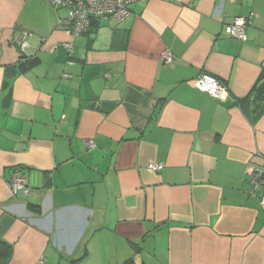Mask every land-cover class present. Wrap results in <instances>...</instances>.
Here are the masks:
<instances>
[{
	"label": "crops",
	"instance_id": "crops-1",
	"mask_svg": "<svg viewBox=\"0 0 264 264\" xmlns=\"http://www.w3.org/2000/svg\"><path fill=\"white\" fill-rule=\"evenodd\" d=\"M250 14L247 41L225 34ZM66 18L0 0V264H264V115L238 105L264 71V0H138L77 37Z\"/></svg>",
	"mask_w": 264,
	"mask_h": 264
},
{
	"label": "built area",
	"instance_id": "built-area-1",
	"mask_svg": "<svg viewBox=\"0 0 264 264\" xmlns=\"http://www.w3.org/2000/svg\"><path fill=\"white\" fill-rule=\"evenodd\" d=\"M54 4L62 6L67 10L66 24L71 28L73 36L87 35L94 22L102 18H114L118 21L125 19L131 12V7L138 0H52ZM255 18L254 14L247 17H238L231 24L225 27V34L228 37L239 41H247L246 29ZM28 33H23L17 41L22 54H26L29 49L27 41ZM69 52H74L72 43L66 44ZM164 64H172L174 57L170 52H166L162 59ZM194 85L200 91L210 95L216 100H221L226 93L224 85L216 78L203 74L199 76ZM148 168L154 172H160L164 166L162 164H150ZM248 183L249 193L256 196L261 192L262 204H264V163L259 166H252L249 172ZM9 188L14 195H23L30 198L32 188L29 184V175L21 169L13 171L12 177L8 182Z\"/></svg>",
	"mask_w": 264,
	"mask_h": 264
},
{
	"label": "trees",
	"instance_id": "trees-1",
	"mask_svg": "<svg viewBox=\"0 0 264 264\" xmlns=\"http://www.w3.org/2000/svg\"><path fill=\"white\" fill-rule=\"evenodd\" d=\"M94 25V24H93ZM92 25V27H93ZM71 30V28H70ZM90 33V32H89ZM88 33V34H89ZM238 105L243 108H253L255 110L256 115L262 116L264 115V71L260 77L259 82L254 87V89L250 92V94L244 98L238 101ZM35 210V209H33ZM36 211V210H35ZM9 249L2 245L0 249V256H8ZM123 264H134L131 260L128 262H125Z\"/></svg>",
	"mask_w": 264,
	"mask_h": 264
}]
</instances>
